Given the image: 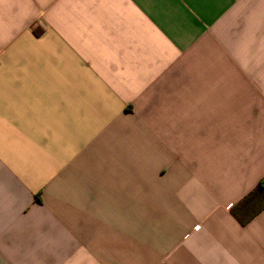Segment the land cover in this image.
I'll list each match as a JSON object with an SVG mask.
<instances>
[{
	"label": "crops",
	"instance_id": "0c3cea01",
	"mask_svg": "<svg viewBox=\"0 0 264 264\" xmlns=\"http://www.w3.org/2000/svg\"><path fill=\"white\" fill-rule=\"evenodd\" d=\"M264 0H0V264H264Z\"/></svg>",
	"mask_w": 264,
	"mask_h": 264
},
{
	"label": "trees",
	"instance_id": "16d2710c",
	"mask_svg": "<svg viewBox=\"0 0 264 264\" xmlns=\"http://www.w3.org/2000/svg\"><path fill=\"white\" fill-rule=\"evenodd\" d=\"M262 208H264V178L231 208V213L240 224H245Z\"/></svg>",
	"mask_w": 264,
	"mask_h": 264
}]
</instances>
